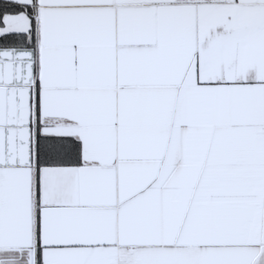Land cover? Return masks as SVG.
<instances>
[{
	"label": "snow or ice",
	"instance_id": "1",
	"mask_svg": "<svg viewBox=\"0 0 264 264\" xmlns=\"http://www.w3.org/2000/svg\"><path fill=\"white\" fill-rule=\"evenodd\" d=\"M0 264H264V0H0Z\"/></svg>",
	"mask_w": 264,
	"mask_h": 264
}]
</instances>
